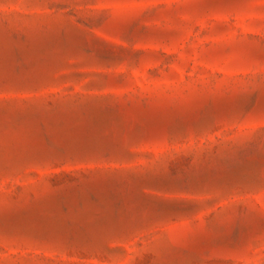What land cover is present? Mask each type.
I'll list each match as a JSON object with an SVG mask.
<instances>
[{
  "label": "rangeland",
  "instance_id": "obj_1",
  "mask_svg": "<svg viewBox=\"0 0 264 264\" xmlns=\"http://www.w3.org/2000/svg\"><path fill=\"white\" fill-rule=\"evenodd\" d=\"M0 264H264V0H0Z\"/></svg>",
  "mask_w": 264,
  "mask_h": 264
}]
</instances>
